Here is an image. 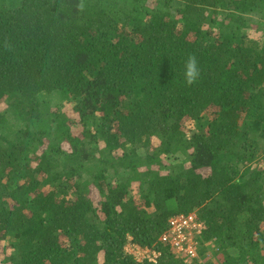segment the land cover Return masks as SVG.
<instances>
[{"label":"trees","instance_id":"obj_1","mask_svg":"<svg viewBox=\"0 0 264 264\" xmlns=\"http://www.w3.org/2000/svg\"><path fill=\"white\" fill-rule=\"evenodd\" d=\"M194 211L264 264V0H0V264H185Z\"/></svg>","mask_w":264,"mask_h":264},{"label":"built area","instance_id":"obj_2","mask_svg":"<svg viewBox=\"0 0 264 264\" xmlns=\"http://www.w3.org/2000/svg\"><path fill=\"white\" fill-rule=\"evenodd\" d=\"M203 223L197 219L196 212L188 214H177L168 219L166 231L160 236V240L169 244L172 252L179 256L185 263H191L199 255V234L203 228ZM128 251V250H127ZM155 257H141V259L154 260Z\"/></svg>","mask_w":264,"mask_h":264},{"label":"rangeland","instance_id":"obj_3","mask_svg":"<svg viewBox=\"0 0 264 264\" xmlns=\"http://www.w3.org/2000/svg\"><path fill=\"white\" fill-rule=\"evenodd\" d=\"M252 35L255 36L254 33H252ZM55 101H51V105L53 106ZM50 105V106H51ZM72 129L76 132H79V129L77 126L72 125ZM193 129V128H192ZM95 198H97L96 195H94ZM137 203L140 204V206H143V201L141 199H137ZM146 209L148 211H151L153 208L152 207H146ZM131 238H128V242L125 245V249L128 253L132 254L133 256H135L138 259H141V257H150V258H154L155 254H153V250L149 249V248H140L138 245L134 244L131 240ZM4 242L2 240H0V251L3 247ZM209 244V241L208 243ZM209 246V247H208ZM208 246H205V249L208 247V249L205 250V252H203V249L201 251V253L197 256L196 259H192V262L190 264H208V262H210L211 264H218V257L217 255H213L211 254L213 252V250L216 248V244L213 242H211ZM200 248V247H199ZM234 252V251H233ZM185 263V262H184ZM185 264H189V263H185Z\"/></svg>","mask_w":264,"mask_h":264},{"label":"clouds","instance_id":"obj_4","mask_svg":"<svg viewBox=\"0 0 264 264\" xmlns=\"http://www.w3.org/2000/svg\"><path fill=\"white\" fill-rule=\"evenodd\" d=\"M77 7L80 11H83L84 10L83 2H81L79 5H77ZM200 75H201V69L199 67L198 59L194 54H191L187 57V59L185 61V65H184V82H185V84L187 86H192V85L196 84L200 78ZM140 248H142V247H140ZM138 261H140V260H138Z\"/></svg>","mask_w":264,"mask_h":264},{"label":"crops","instance_id":"obj_5","mask_svg":"<svg viewBox=\"0 0 264 264\" xmlns=\"http://www.w3.org/2000/svg\"><path fill=\"white\" fill-rule=\"evenodd\" d=\"M198 253H199V251H198ZM200 254V253H199Z\"/></svg>","mask_w":264,"mask_h":264}]
</instances>
